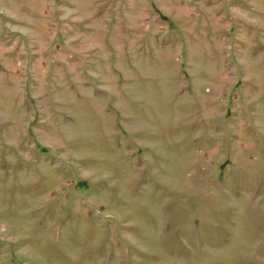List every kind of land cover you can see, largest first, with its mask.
I'll return each mask as SVG.
<instances>
[{
    "label": "rangeland",
    "instance_id": "obj_1",
    "mask_svg": "<svg viewBox=\"0 0 264 264\" xmlns=\"http://www.w3.org/2000/svg\"><path fill=\"white\" fill-rule=\"evenodd\" d=\"M0 264H264V0H0Z\"/></svg>",
    "mask_w": 264,
    "mask_h": 264
}]
</instances>
